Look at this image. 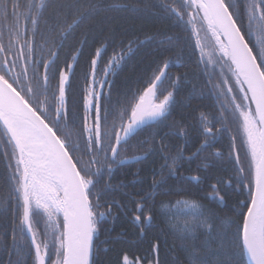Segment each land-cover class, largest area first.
<instances>
[{
	"label": "snow or ice",
	"instance_id": "1",
	"mask_svg": "<svg viewBox=\"0 0 264 264\" xmlns=\"http://www.w3.org/2000/svg\"><path fill=\"white\" fill-rule=\"evenodd\" d=\"M114 8L142 11L119 4L105 9L97 0H0V161L4 165L0 172V207L12 216V245L4 244L9 259H0V264H28V257L31 264H95L93 240L98 226L114 215L113 207L136 226L152 220L150 209L149 215H144V196L138 202L131 199L132 193H126L130 198L127 204L101 198L126 187L122 181L111 183L115 170L156 151L158 133H153L131 146L143 149L142 154L127 155L130 141L146 122L163 123L170 114L181 77L173 79L168 70L183 60L180 54L175 60H157L142 91L129 88L118 93L114 101L109 77L145 43L133 36L125 45L128 30L106 31L102 25L107 17L92 22L101 11ZM151 9L177 29L174 35L159 40V46L168 45L164 51L179 45L180 31L187 35L190 28L199 52L197 63L204 66L205 74L209 66L215 70V64L221 65L217 82L212 83L209 75L207 85H211L218 101L223 97L226 103H220L218 119L210 120L201 113L204 140L187 159L212 148L217 134L228 131L233 121L239 125L249 157L247 175L239 155L235 160L239 166L237 189L246 188L248 196L247 202H240L247 209L240 213L242 228L231 240L227 233L218 234L215 247L193 246L189 264H264V0H244L242 6L239 0H156ZM249 35L255 37L254 43L246 38ZM147 39L153 41L155 37ZM86 48L89 58L80 65ZM109 48L112 52L104 60ZM216 56L219 58L214 61ZM78 65L86 85L82 128L78 113L71 112L66 99ZM166 80L172 90L163 94L161 85ZM217 123L220 127H215ZM175 134L187 136L182 127ZM159 144L164 163L159 179L153 170L154 190L166 183L165 168L167 177L176 175L185 151L181 148L170 156L165 152L168 146L163 137ZM231 151L238 152L234 137ZM220 155L218 150L209 153ZM221 182L230 185L232 181L229 178L213 183L210 197L224 204L228 192H221ZM214 218L217 213L208 210L206 217L185 221L177 230L182 239L195 228L206 227L211 233L210 221ZM2 227L0 240L6 241L7 221ZM13 254L15 261L11 259ZM115 264L139 261H131L124 252Z\"/></svg>",
	"mask_w": 264,
	"mask_h": 264
},
{
	"label": "trees",
	"instance_id": "2",
	"mask_svg": "<svg viewBox=\"0 0 264 264\" xmlns=\"http://www.w3.org/2000/svg\"><path fill=\"white\" fill-rule=\"evenodd\" d=\"M97 2L101 3L105 9L119 4L126 5L128 8L135 6L142 10L133 13L124 8H114L111 11H101L92 21L100 22L107 17L108 19L102 25L106 31L115 29L117 32H122L127 29L128 34L124 37L125 45H127L128 39L133 36L145 41L144 45L136 49L131 58L116 70V74L109 77L113 81L114 101L118 93H123L129 88L142 91L147 86L146 80L151 75L157 60H163L165 57L175 60L180 54L183 63H173L168 70L173 79L180 76L181 80L175 90V103L170 106V114L167 119L163 123L154 122L144 126L139 135L130 141L127 155L142 154L143 149H133L131 146L135 145L138 140L150 137L153 133H158L156 135V151L140 162L126 163L115 170L111 183L115 185L122 181L126 187L101 198L102 201L115 198L127 204L130 198L126 193H132L131 199L138 202H141V197L144 196L145 199L142 201L144 215H149L150 209L152 220L136 226L116 207H113L114 215L98 226L99 231L93 240L92 259L95 264H101V261L103 264H115L118 255L126 252L131 261H139V264H189V253L193 246L196 248L215 247L217 243L215 238L218 234L227 233L231 240L242 228L243 217L240 213L241 211L246 212L247 209L240 202H247L248 196L246 188L237 189L236 176L239 166L235 164V160L239 155L241 166L244 167L245 175H247L249 157L243 134L239 125L233 121L228 124V131L217 134V140L212 148L200 152L191 160L187 159L193 152H196L204 140L201 113L208 116L210 120L218 119L219 105L222 102L226 103L223 97L218 101L212 94L211 85H207L209 75L212 78V83L217 82V77L210 70H207V74H205L204 66L198 65L199 52L195 48L196 38L191 33V29L187 30V35L181 30L180 44L171 47L169 51H164L168 45L159 46V40L174 35L177 29L171 22L153 14L154 9H151V5L156 3V0H97ZM243 3L244 0H239L241 6ZM146 6L148 10H144ZM149 36L155 37V40L149 41L147 39ZM246 38L255 42V37L251 35ZM88 51L86 48L85 55L80 57V65H83L89 58ZM111 52L112 49L109 48L104 60H107ZM0 58H2V54H0ZM63 58L64 53L62 52L61 61ZM216 58L219 57L216 56ZM80 65L75 69L76 75L72 78L66 99L71 112L78 113L82 128L85 114L83 96L86 85L80 75ZM100 67L101 69L104 67L103 61H101ZM226 71L227 69H225ZM107 89L108 86L105 85L104 90L107 91ZM168 90H172V88L170 82L166 80L161 85V92L166 94ZM201 93L203 94L201 95ZM175 122L180 123L176 126ZM180 127L185 129L186 137L175 134ZM215 127H220V125L217 123ZM161 137L168 146L165 152L171 156L184 148V159L178 163L179 170L175 176L167 177L168 170L164 169L166 183L158 185L154 190L151 187L153 170L155 178L159 179L160 165L164 163L162 159L164 153L160 151L159 144ZM233 137L238 152L231 151ZM147 147L148 145L144 146V148ZM217 150L221 153L220 156H209L210 152ZM169 163H171L170 159ZM3 171V161H0V172ZM192 177H199V179L193 180ZM229 178L232 181L230 185L223 182L219 184L222 193L225 190L228 192L226 202L220 204L218 200L210 197L211 185L218 180H228ZM103 182L104 179H101V186ZM95 199L96 197L93 196V202ZM173 205L175 207H172ZM129 207H134V205H129ZM208 210L217 213V218L210 221L212 232L209 233L206 227L195 228L191 234L182 239V233L177 229L182 227L185 221H193L196 217L201 219L206 217ZM11 220V212L5 213L4 209L0 207V231H3L2 226L5 221L8 226L6 241L0 240V259L5 262L9 259V255L4 244L6 242L9 247L12 245ZM60 222L62 225V215ZM17 223H19L18 220ZM173 224L176 225L175 228L172 227ZM43 228L44 224L41 221L40 229L43 230ZM155 245H158V249L154 250ZM106 249L108 250L105 251ZM11 259L15 261L16 255L13 254ZM53 259H55L54 255ZM27 260L28 264H31V258L28 257Z\"/></svg>",
	"mask_w": 264,
	"mask_h": 264
},
{
	"label": "rangeland",
	"instance_id": "3",
	"mask_svg": "<svg viewBox=\"0 0 264 264\" xmlns=\"http://www.w3.org/2000/svg\"><path fill=\"white\" fill-rule=\"evenodd\" d=\"M201 36H203V33H201ZM207 59V57H206ZM214 61L217 59L216 57L213 58ZM220 68H221V65L220 64H215V70H213L212 66H209L208 70H210L211 72L213 71V73L215 74L216 77L219 76V73H220Z\"/></svg>",
	"mask_w": 264,
	"mask_h": 264
},
{
	"label": "water",
	"instance_id": "4",
	"mask_svg": "<svg viewBox=\"0 0 264 264\" xmlns=\"http://www.w3.org/2000/svg\"><path fill=\"white\" fill-rule=\"evenodd\" d=\"M42 72H43V70H42ZM252 108H253V110H254L255 106L253 105ZM150 123H154V122H152V121H148V122H146V125H148V124H150ZM146 125H145V126H146ZM131 162H135V161H130V162H128V163H131ZM62 220H63V217H62Z\"/></svg>",
	"mask_w": 264,
	"mask_h": 264
},
{
	"label": "flooded vegetation",
	"instance_id": "5",
	"mask_svg": "<svg viewBox=\"0 0 264 264\" xmlns=\"http://www.w3.org/2000/svg\"><path fill=\"white\" fill-rule=\"evenodd\" d=\"M43 70V69H42Z\"/></svg>",
	"mask_w": 264,
	"mask_h": 264
}]
</instances>
